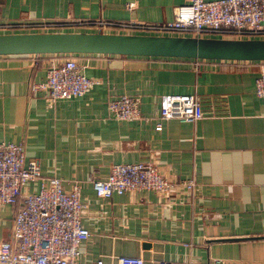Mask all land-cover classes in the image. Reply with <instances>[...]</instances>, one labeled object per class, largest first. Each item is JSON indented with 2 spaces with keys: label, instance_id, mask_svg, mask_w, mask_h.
Segmentation results:
<instances>
[{
  "label": "crops",
  "instance_id": "0c3cea01",
  "mask_svg": "<svg viewBox=\"0 0 264 264\" xmlns=\"http://www.w3.org/2000/svg\"><path fill=\"white\" fill-rule=\"evenodd\" d=\"M131 1L134 9L127 7ZM186 1L0 0V23H69L5 33L150 34L95 23H162ZM75 56L95 84L53 104L30 87L45 80L54 54L0 56V142L22 143L41 176L60 179L64 190L80 183L82 225L90 236L80 244L79 262L117 264L125 255L140 256L144 264H216L217 258L264 264V106L255 95L264 61L209 60L195 69L188 58ZM121 94L138 100V119L108 115L109 98ZM168 94L197 95L203 117L161 120L156 130L160 97ZM138 162L170 181L196 185L193 191L95 194L92 179L106 177L113 164ZM29 188L37 192L38 182ZM13 215L12 207L0 208V241L9 239Z\"/></svg>",
  "mask_w": 264,
  "mask_h": 264
},
{
  "label": "built area",
  "instance_id": "2783aa9c",
  "mask_svg": "<svg viewBox=\"0 0 264 264\" xmlns=\"http://www.w3.org/2000/svg\"><path fill=\"white\" fill-rule=\"evenodd\" d=\"M129 9L136 2L127 3ZM76 24V23H72ZM89 24V23H77ZM69 23L38 21L34 23H0V31L44 29ZM95 25L138 29L155 35L195 37L264 38V0H187L175 5L172 19L162 23H134L100 21ZM89 26V25H88ZM39 55V54H31ZM44 81L32 84L31 92L42 93L47 103L80 97L91 90L95 80L84 73L75 54L55 53ZM195 69L209 59H192ZM255 95L264 106V70L255 78ZM159 122L178 119L195 123L203 117L199 97L195 94H168L160 97ZM107 112L119 120L140 117L138 100L128 94L112 96ZM38 182V191L32 192L29 184ZM98 197L109 198L132 190H151L168 193L177 189L193 191L192 179L170 181L150 163H118L111 165L102 179L91 183ZM14 209L9 239L0 241V263L4 264H103L102 259L80 263V244L90 232L82 225L84 204L80 200V183L73 182L64 190L61 180L41 176L36 159H26L22 143L0 142V208ZM216 264H227L214 259ZM117 264H144L140 256L121 255ZM156 264H181L175 260H160Z\"/></svg>",
  "mask_w": 264,
  "mask_h": 264
},
{
  "label": "water",
  "instance_id": "95a60500",
  "mask_svg": "<svg viewBox=\"0 0 264 264\" xmlns=\"http://www.w3.org/2000/svg\"><path fill=\"white\" fill-rule=\"evenodd\" d=\"M47 53L264 61V38L104 32L0 33V56Z\"/></svg>",
  "mask_w": 264,
  "mask_h": 264
}]
</instances>
